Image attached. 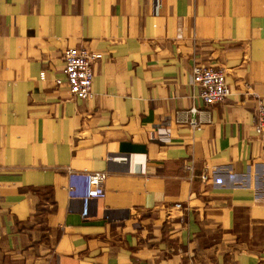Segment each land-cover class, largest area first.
<instances>
[{"label":"crops","instance_id":"0c3cea01","mask_svg":"<svg viewBox=\"0 0 264 264\" xmlns=\"http://www.w3.org/2000/svg\"><path fill=\"white\" fill-rule=\"evenodd\" d=\"M76 47L103 54L90 100L55 83ZM261 100L264 0H0V264H264Z\"/></svg>","mask_w":264,"mask_h":264},{"label":"built area","instance_id":"2783aa9c","mask_svg":"<svg viewBox=\"0 0 264 264\" xmlns=\"http://www.w3.org/2000/svg\"><path fill=\"white\" fill-rule=\"evenodd\" d=\"M103 59V54L91 51L85 47L67 48L63 51L62 61L64 68L62 77L55 78L57 86L67 85L73 99H93L94 71L93 65ZM192 83L198 88V93L193 94L203 102L206 107L222 103L230 95L226 75L222 70H215L210 67L195 66L192 71ZM211 121L210 111H201L195 105L186 111L176 113L178 124L189 125L197 128L203 123ZM255 130L257 134H264V101L261 100L255 118ZM186 169L192 172V166L187 165ZM205 180L206 175L202 176ZM107 173L92 172L89 174L88 197L92 199H103L106 196L105 181ZM181 207V205H177Z\"/></svg>","mask_w":264,"mask_h":264}]
</instances>
